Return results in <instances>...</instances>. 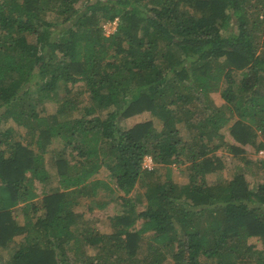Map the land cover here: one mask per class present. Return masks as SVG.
<instances>
[{
	"label": "trees",
	"instance_id": "obj_1",
	"mask_svg": "<svg viewBox=\"0 0 264 264\" xmlns=\"http://www.w3.org/2000/svg\"><path fill=\"white\" fill-rule=\"evenodd\" d=\"M263 22L264 0H0V124L23 130L0 126V264H264V176L207 180L224 126L234 154L263 145ZM142 111L159 129L121 124ZM84 198L119 209L109 232Z\"/></svg>",
	"mask_w": 264,
	"mask_h": 264
},
{
	"label": "rangeland",
	"instance_id": "obj_2",
	"mask_svg": "<svg viewBox=\"0 0 264 264\" xmlns=\"http://www.w3.org/2000/svg\"><path fill=\"white\" fill-rule=\"evenodd\" d=\"M114 26H115V22H111V23L107 22L104 31L105 32L110 31L113 29ZM262 28H264V22H263ZM258 32L261 35V31L259 30ZM235 77L236 78L240 77L239 72H235ZM58 93L59 94L63 93L62 87L58 88ZM211 98H212L213 104L216 106H223L225 104V101L221 97L219 91L211 92ZM45 104H46L47 110L50 112L54 111L56 108L55 101L49 100V101H46ZM77 114H79V111L77 112ZM147 119H151V120L154 119V126L157 129H159L160 127L159 119L156 117L153 118L149 111H142L135 115L126 117L121 120V124L125 127H128L134 124L135 122L143 121ZM0 126L2 130L8 128L9 126H13L14 133L23 132L22 128L14 124L11 118L1 121ZM178 127L180 129L181 137L184 140L188 139L190 137V134L194 132L193 127L185 126V124H182V122L178 123ZM222 132L224 133V141L221 142L220 147L216 150V152L222 158L223 167L220 168L219 170H216L212 173L207 174V180L209 182H215V181L222 180V179H230L233 177V175L236 172H243L251 186H255L257 183L261 182L264 176V164L262 163V161L256 158L255 148L250 144H246L243 146L244 150L242 152H238V154H234L230 145L234 144L235 141H233V139L229 135L227 126H224L222 128ZM60 145L61 144L59 141L57 140L54 141V147H59ZM189 163L190 161H183V162L170 161V164L169 163L168 164L171 167L172 178L176 180L177 182H180L182 184H187ZM155 166H157L158 168L157 171L159 173L164 174L165 169H166V164L158 163ZM107 173H108L107 168L102 167L101 170L98 172V176H102V175L104 176ZM52 176L53 177H52L51 184H54V182L56 181V176L55 174H53ZM38 186L40 187V184H38ZM139 187H140L139 190L143 191V188H141L143 186H139ZM83 201L84 202L78 205L76 209L84 213L86 223H89L90 225L94 226L100 232H109L111 230V227L109 225L108 216L112 214L113 212L119 211V209L116 208L114 203L110 201L107 207L104 209H98L95 207L86 209L88 201L86 198H84ZM16 214H17L16 217L18 218V220L21 221L22 219L21 214L19 212H17ZM21 237L22 235H17L15 238L19 240ZM248 242L253 246V248L257 250H262L264 247V243L262 242V240L256 236L250 237L248 239ZM18 247L19 246L17 244L12 243L11 246L7 248V250L9 252H12V251L17 250ZM86 250L87 252H94L93 249L91 248L87 249L86 247ZM8 251H6L5 249L0 250V252L3 255H7ZM164 264H172V262L166 260Z\"/></svg>",
	"mask_w": 264,
	"mask_h": 264
},
{
	"label": "built area",
	"instance_id": "obj_3",
	"mask_svg": "<svg viewBox=\"0 0 264 264\" xmlns=\"http://www.w3.org/2000/svg\"><path fill=\"white\" fill-rule=\"evenodd\" d=\"M260 16L263 17V14L260 15ZM111 22H115V25H116V21H111ZM106 23H107V21L103 24L104 30H105ZM114 29H115V26L113 27L112 30L106 31V32L107 33L112 32ZM262 141H263V145L261 147H259L258 149L255 150V156H256V158L258 160H264V136L262 137ZM154 164L155 163L153 162V159H152V157L150 155H145L144 156V158L142 160V167L143 168H149V169H151V168H153Z\"/></svg>",
	"mask_w": 264,
	"mask_h": 264
}]
</instances>
